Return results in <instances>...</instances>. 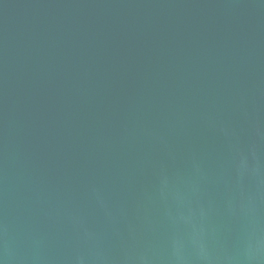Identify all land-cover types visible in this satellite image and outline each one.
Returning a JSON list of instances; mask_svg holds the SVG:
<instances>
[{
    "label": "water",
    "instance_id": "water-1",
    "mask_svg": "<svg viewBox=\"0 0 264 264\" xmlns=\"http://www.w3.org/2000/svg\"><path fill=\"white\" fill-rule=\"evenodd\" d=\"M0 264H264V0H0Z\"/></svg>",
    "mask_w": 264,
    "mask_h": 264
}]
</instances>
